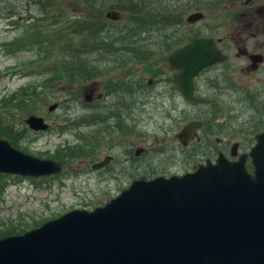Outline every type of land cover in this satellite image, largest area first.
I'll use <instances>...</instances> for the list:
<instances>
[{
    "label": "rangeland",
    "instance_id": "obj_1",
    "mask_svg": "<svg viewBox=\"0 0 264 264\" xmlns=\"http://www.w3.org/2000/svg\"><path fill=\"white\" fill-rule=\"evenodd\" d=\"M15 1L20 4L25 0ZM236 1L238 3L234 5ZM246 1L229 0L217 12L205 9L204 19L189 24L186 18L193 12L197 14L202 12V9L207 6L194 5L187 13H183L181 19L175 18L176 22L163 20L158 26L139 28V30L126 25L128 17L119 14L116 19H110L109 23L113 22V24L107 27L99 40V43L104 46L97 48L91 57L83 59L87 71L92 74L93 70L102 68L101 71L107 76L100 75L98 79H105V81L109 78L116 79L124 73L146 78L154 68L161 69L164 51L176 47L172 44L180 37H184L183 43H185L194 39L196 35H205L208 30L212 33L216 32L220 38L229 40L233 29L238 25L237 14L250 7L245 4L243 6ZM60 11L77 16L91 13L83 6L74 7L69 0H64L60 4L58 12ZM23 24L20 20L11 21L3 16L0 17V105L23 89L34 90L44 95L45 105H40V112L36 114L46 119L50 116L54 130L40 133L25 131L17 147L20 151L40 159H61L63 174L51 181L33 180V178L16 179V176L11 175L0 177V238L5 237V230L10 227H17L21 234L71 210L90 211L103 206L119 194L120 190L117 191V189L124 184L123 177L113 179L109 183L106 180L101 181L90 168L91 155L97 147L91 133L93 126L91 123L84 127L78 126L77 121L81 116L87 120L92 119V109L84 106L89 104L85 102L83 94L84 85L90 89L92 80L67 81L63 69L71 70V66H62L61 60L44 54L35 46L19 50L21 48L18 46L19 39L28 43L27 39L33 36V34L30 35L32 29ZM249 40L252 39L249 38ZM255 40L261 41V38H255ZM40 41L41 39L38 40ZM136 47L139 50L134 54L133 48ZM167 54L168 51L164 56ZM117 60L120 66L125 65L127 69L126 67L115 69ZM55 69L61 72H55ZM254 78L255 76L248 79L239 76L235 79L237 80L235 86L247 84V81L252 84ZM160 91L154 89L151 98L134 94L126 95V100L129 99L132 106L131 131L137 130L138 126L135 124L139 121L140 125L148 127V137H151L149 141L154 139L153 134H160L163 130L161 126L156 127L155 123L171 125L175 134L184 124L198 117L211 119L210 113L216 110L210 105H202L201 101H198L200 105H197L184 100L179 95L164 96ZM238 91L239 93L225 94L224 92L219 99L223 103V109L217 116V125L222 126L209 134L208 140L211 146L204 149L201 143H192L185 150L186 153L178 149L175 156L180 163L173 169L174 171L183 173L191 168L192 161L188 157L189 153L193 154L195 162H198L212 148H221L215 145L216 138L224 142L222 148L227 151L234 142L240 143L241 153L248 152L253 147L254 136L264 132V109L252 101H258V105L264 104V88L245 89L240 86ZM199 98L202 100L207 97L200 94ZM136 99H139L138 101L150 99L151 102L147 103L146 107H139L140 102L137 104L133 102ZM111 101L121 103L125 100L123 96H115ZM55 103L58 107L49 115L48 107ZM89 103L93 105V100ZM18 116L19 113H17V119ZM172 117L178 125L175 126L172 123ZM25 118V116L21 117L19 121L23 122ZM146 121H148L147 124ZM4 122L8 123L9 120L6 119ZM225 125H227L226 128H224ZM23 128L24 126L18 127V131L21 133ZM131 135L134 140V134ZM165 136L173 138L169 130ZM142 143L143 141L128 143L129 149L133 153L136 147L154 146ZM127 145L125 144V147ZM174 145L177 148L179 145L181 147L180 143L177 145L174 143ZM167 155V152H163L154 156V159H164ZM148 160L147 155L135 160L137 163V166L133 168V171H137L135 175L141 173Z\"/></svg>",
    "mask_w": 264,
    "mask_h": 264
},
{
    "label": "water",
    "instance_id": "obj_2",
    "mask_svg": "<svg viewBox=\"0 0 264 264\" xmlns=\"http://www.w3.org/2000/svg\"><path fill=\"white\" fill-rule=\"evenodd\" d=\"M201 17L191 14L187 22ZM224 59L211 38L194 39L168 56L186 100L193 98L192 79ZM25 123L47 129L41 117ZM199 126L187 124L179 141L187 145ZM256 141L249 153L253 175L245 169L247 156L229 162L220 155L215 165L207 161L182 177L135 181L102 207L73 210L0 239V264H264V133ZM60 171L59 163L0 139V173L25 178Z\"/></svg>",
    "mask_w": 264,
    "mask_h": 264
},
{
    "label": "flooded vegetation",
    "instance_id": "obj_3",
    "mask_svg": "<svg viewBox=\"0 0 264 264\" xmlns=\"http://www.w3.org/2000/svg\"><path fill=\"white\" fill-rule=\"evenodd\" d=\"M246 3L244 2L243 6L245 4L250 7L237 14L238 25L233 29L234 31L229 40H226L224 37H218L216 32L212 33L208 31V34H206L207 37L214 39L217 48L225 59L223 62L203 69L193 79V99L189 102L200 105L198 101H201L202 105H210L216 110L210 113L212 115L211 119L198 117L196 120H191L186 123H200L197 135L187 147H183L182 145L179 147V145L177 148V146L174 145V143L176 145L179 143V132L186 124L174 134L171 125L166 126L164 123H155L156 127L161 126L163 130L160 134L156 132L158 136L153 134L152 138L154 139L150 141L149 139H151V137H148L147 132L148 127L140 125L139 121L135 124L138 126L137 130L135 132L131 131L132 106L129 103V99L126 100V95L131 96L134 94L151 98L153 96L152 92L155 89L157 91L161 90L160 92H162L164 96H181L174 82L175 71L170 68L167 56H163L161 59L163 65L161 69H159V67L154 68L146 78L139 75H132L131 73H124L116 79L109 78L105 81V79H98L100 75L103 77L107 76L105 72L101 71L102 68L98 67L93 70L90 89L83 84L85 102L89 104L84 106L92 109V119L87 120L81 116L77 124L78 126L84 127L91 123L93 126L91 133L93 135L95 147L96 145L97 147L94 148L95 151H93L91 155L92 161L90 168L99 180H106V182L109 183L113 179L123 177L124 184L121 188L117 189V191L120 190L119 192H121L129 187L135 180H148L160 176L169 177L172 175H183L184 173L197 170L201 164L207 161L212 164L216 163L220 155H223L229 161H236L240 154H244L240 152V143H237L236 147H234L235 144H233L227 151L222 148L224 142L216 138L215 145L221 146V148H212L208 154L198 162H195L194 155L189 153L188 157L191 158L192 161L191 168L183 173L173 170L180 163V160L177 161L175 156L178 149L186 153L185 150L192 143H201L204 149L211 146L208 140L209 134L222 126L221 124L217 125V116L223 109V103L220 102L219 99L224 92L225 94L229 92L239 93L238 89H240V86L245 89L264 88V0H247ZM249 38L252 40H249ZM255 38H261V41H254ZM118 60L115 63L117 64L115 69L126 67L125 65L120 66ZM239 76L246 79L251 76H255V78L252 84L247 81V84L235 86L237 82L235 79L239 78ZM87 88L88 90H86ZM200 94L205 95L207 98L201 100L199 98ZM115 96H123L125 101L121 103H112L111 100ZM91 100H93V105L89 103ZM138 100L139 99H136L133 102L135 104L140 102L139 107H146V104L151 102L150 99ZM252 102L264 109V104L258 105V101ZM55 110L50 111L49 115ZM51 120L52 118L50 116L46 119L48 124L46 132L54 130ZM173 120H175L174 117H172V121ZM147 122L148 121L145 123L147 124ZM172 123L175 126L178 125L176 121ZM226 127L227 125L224 126V128ZM168 130L173 134V138L165 136ZM131 134H134L135 139L138 140L134 141L135 139H132ZM139 141H143L142 144L144 145L154 146L136 147L137 149L135 148L132 153L128 143ZM125 144L128 145L125 147ZM157 145H162L163 147ZM163 152H167L168 154L164 159H154V156L162 154ZM144 155L148 156V163L141 173L135 175V173H137V171H133V168L137 166L135 160ZM247 162L248 159H246V166L247 169L251 170Z\"/></svg>",
    "mask_w": 264,
    "mask_h": 264
},
{
    "label": "trees",
    "instance_id": "obj_4",
    "mask_svg": "<svg viewBox=\"0 0 264 264\" xmlns=\"http://www.w3.org/2000/svg\"><path fill=\"white\" fill-rule=\"evenodd\" d=\"M63 1L25 0L19 4L15 0H0V17L3 16L11 21L20 20L25 27L32 29L30 35L33 36L27 39L28 43L19 39L18 46L21 47L19 50L35 46L46 55L59 58L62 66H71V70L63 69V73L67 81L74 82L92 78V74L82 62L76 60L94 54L96 41L101 39L102 33L110 26L105 17L106 13L117 12L127 16L128 20L125 24L139 30V28L158 26L163 20L176 22L175 18L181 19L183 13H187L194 5L203 7L205 4L207 6L204 9L217 12L229 0H69L74 7L83 6L91 12L79 16L64 11L58 12ZM183 39L184 37L179 38L172 45L180 46L184 42ZM133 49L134 54L139 50L138 47ZM171 49L174 47L164 52ZM55 72L61 71L55 69ZM43 98L44 95L41 93L23 89L11 99L4 100L0 105V137L18 148L21 136L27 130L24 127L21 133L18 131V127L24 126L19 118L40 112V105H45ZM17 113H19L18 119ZM3 118L8 119L9 122H4L6 119ZM18 233L20 230L17 227H10L5 230L4 235Z\"/></svg>",
    "mask_w": 264,
    "mask_h": 264
},
{
    "label": "bare ground",
    "instance_id": "obj_5",
    "mask_svg": "<svg viewBox=\"0 0 264 264\" xmlns=\"http://www.w3.org/2000/svg\"><path fill=\"white\" fill-rule=\"evenodd\" d=\"M221 4H222V3H221ZM221 4H220V5H221ZM198 14H201V16H202V17H201V20H202V19H204L205 16H206V10H205V9H202V12H200V13H198Z\"/></svg>",
    "mask_w": 264,
    "mask_h": 264
}]
</instances>
